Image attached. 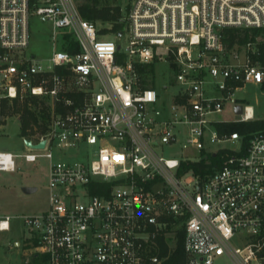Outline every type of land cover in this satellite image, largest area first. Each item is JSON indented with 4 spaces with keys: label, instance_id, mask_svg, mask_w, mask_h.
Returning <instances> with one entry per match:
<instances>
[{
    "label": "built area",
    "instance_id": "1",
    "mask_svg": "<svg viewBox=\"0 0 264 264\" xmlns=\"http://www.w3.org/2000/svg\"><path fill=\"white\" fill-rule=\"evenodd\" d=\"M85 1L0 0V123L28 102L45 132L24 143H46L22 156L50 160L23 264H162L180 239L186 264H264V129L222 126L255 119L235 96L264 81L252 42L233 51L223 30L264 27V0H131L121 30L86 19ZM32 15L52 25L45 58L29 52ZM158 62L177 85L165 106ZM228 102L234 117H217ZM177 145L199 155L158 152ZM18 156L0 151V171Z\"/></svg>",
    "mask_w": 264,
    "mask_h": 264
},
{
    "label": "rangeland",
    "instance_id": "2",
    "mask_svg": "<svg viewBox=\"0 0 264 264\" xmlns=\"http://www.w3.org/2000/svg\"><path fill=\"white\" fill-rule=\"evenodd\" d=\"M102 1L120 4L124 9L131 2V0ZM29 28V52L40 58L47 57L52 48L49 40L52 32L51 23L41 19L38 15H32L29 20ZM257 40H264V31L257 36ZM252 47L257 49L254 42H252ZM247 48V45L237 44L232 47L233 51L242 54L246 52ZM153 81V85L159 93V102L164 103V106L169 104L173 94L177 91V85L175 74L167 63H155ZM165 85H167V88H165ZM235 97L240 103L252 105L255 119H264V89L261 86L248 84L239 88ZM20 105L27 106L28 102ZM231 106V102H228L226 112L217 114V117H234ZM33 131L30 136L37 138V134L45 132V123L37 124ZM24 138L25 136L21 134V121L17 115L7 116L6 121L0 123V151H9L20 155L15 157V170L0 171V214L13 216L10 229L0 231V264H23L22 248L16 246L15 242L17 240L23 242L26 239L25 237H30V235L22 217L42 212L49 203L50 160L47 157H39L34 162L27 161L22 155L31 151L26 148ZM158 152L175 157H180L181 154L191 157L199 155V152L195 149L182 151L179 145L169 146L164 150L159 147ZM55 154L58 157V153L55 152ZM24 187H33L34 190L26 192ZM177 247L173 242L168 245L167 253L164 255L166 258L163 259L162 264L175 249H178Z\"/></svg>",
    "mask_w": 264,
    "mask_h": 264
},
{
    "label": "trees",
    "instance_id": "3",
    "mask_svg": "<svg viewBox=\"0 0 264 264\" xmlns=\"http://www.w3.org/2000/svg\"><path fill=\"white\" fill-rule=\"evenodd\" d=\"M129 6V3L126 7ZM81 14L88 20L95 23H113V30H121L123 22L120 18L123 15L122 5L105 3L102 0H86L80 6ZM104 30V29H102ZM264 31V27L257 28H225V43L228 48L234 45H246L248 42L256 44V51L251 52L250 55L253 61L258 62L264 69V40L258 41L257 36ZM152 68L153 66L150 65ZM264 89V81L261 85ZM21 111V134L23 136H30L37 126L38 118L36 112L27 106L17 107ZM222 126L229 131H239L241 133H248L253 130L264 129V119H252L247 121L228 122ZM212 160L219 162L220 156H213ZM206 161L201 162V166L205 167ZM192 166V165H190ZM194 166V165H193ZM178 249L173 251L169 258L165 260L164 264H186V256L181 247V239L178 244ZM168 245L165 242L161 243L160 255H166Z\"/></svg>",
    "mask_w": 264,
    "mask_h": 264
},
{
    "label": "water",
    "instance_id": "4",
    "mask_svg": "<svg viewBox=\"0 0 264 264\" xmlns=\"http://www.w3.org/2000/svg\"><path fill=\"white\" fill-rule=\"evenodd\" d=\"M237 110L238 111H241L242 110V108H241V106H238L237 107ZM25 143H26V145L27 146H29V147H44V145H45V143H46V140L45 139H43V140H41L40 142H38L37 144H34L31 140H25ZM24 190L26 191V192H31V191H33L34 190V188L33 187H24Z\"/></svg>",
    "mask_w": 264,
    "mask_h": 264
},
{
    "label": "snow or ice",
    "instance_id": "5",
    "mask_svg": "<svg viewBox=\"0 0 264 264\" xmlns=\"http://www.w3.org/2000/svg\"><path fill=\"white\" fill-rule=\"evenodd\" d=\"M115 159H116L117 161H120V160L123 159V157L117 156V157H115Z\"/></svg>",
    "mask_w": 264,
    "mask_h": 264
}]
</instances>
